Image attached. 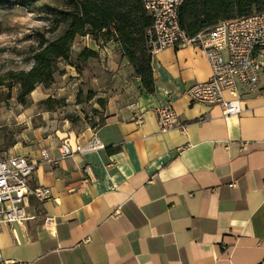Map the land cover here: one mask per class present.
Returning a JSON list of instances; mask_svg holds the SVG:
<instances>
[{"label":"crops","instance_id":"0c3cea01","mask_svg":"<svg viewBox=\"0 0 264 264\" xmlns=\"http://www.w3.org/2000/svg\"><path fill=\"white\" fill-rule=\"evenodd\" d=\"M80 40L77 54L97 51L112 85L106 121L52 122L34 131L32 143L17 145L14 153L37 163L32 185L49 187L51 198L31 196L34 219L0 226V260L264 264V78L257 91L243 93V112L226 117L220 105L186 93L211 77L200 48L168 47L153 56L155 89L148 93L119 43L100 48L89 33L74 44ZM168 103L185 132H161L154 108ZM94 131L104 148L60 157L64 139L81 141ZM47 215L56 219L50 230Z\"/></svg>","mask_w":264,"mask_h":264},{"label":"built area","instance_id":"2783aa9c","mask_svg":"<svg viewBox=\"0 0 264 264\" xmlns=\"http://www.w3.org/2000/svg\"><path fill=\"white\" fill-rule=\"evenodd\" d=\"M153 17L149 29L152 55L168 47L194 46L204 51L211 67V77L190 86L186 93L194 102L220 105L226 117L240 115L243 110V93H254L264 78V12L222 20L211 28L189 35L179 22V8L184 0H142ZM103 48V43L98 44ZM231 97H226L225 93ZM161 132L175 128L186 131L172 103L154 108ZM203 116L200 120H206ZM143 115L137 116L140 123ZM104 148L94 131L84 139H64L60 145V157ZM43 159L51 161L46 152ZM36 161L25 154L8 153L0 159V226L24 224L36 217L28 211L31 196L43 201L51 198V189L35 182ZM89 169V167H88ZM55 217L47 215L44 225L51 229ZM0 264H12L0 260Z\"/></svg>","mask_w":264,"mask_h":264},{"label":"rangeland","instance_id":"374dc122","mask_svg":"<svg viewBox=\"0 0 264 264\" xmlns=\"http://www.w3.org/2000/svg\"><path fill=\"white\" fill-rule=\"evenodd\" d=\"M44 5L65 8L66 0H5L0 2V74L28 70L37 35L56 38L47 32L51 19ZM81 40L74 44L68 61L57 63L54 76L25 98L19 85L0 87V159L18 146L34 140V131L68 120L72 126L97 127L106 121L111 83L105 65L98 58L78 59ZM53 120V121H51Z\"/></svg>","mask_w":264,"mask_h":264},{"label":"trees","instance_id":"16d2710c","mask_svg":"<svg viewBox=\"0 0 264 264\" xmlns=\"http://www.w3.org/2000/svg\"><path fill=\"white\" fill-rule=\"evenodd\" d=\"M44 6L51 19L47 32L60 33L53 39L39 33L38 46L30 54L31 68L0 74V87L19 85V97L25 98L37 85L54 76L59 61L71 58L77 36L89 33L98 44L119 43L123 57L140 77L143 90L154 92L153 55L148 34L153 17L142 0H66L65 8ZM255 12H264V0H184L179 8V22L189 35H194L222 20ZM91 58H98V52L89 47L78 54L82 61Z\"/></svg>","mask_w":264,"mask_h":264}]
</instances>
